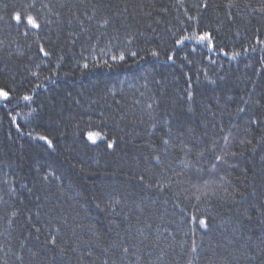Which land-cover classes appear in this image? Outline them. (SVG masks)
Wrapping results in <instances>:
<instances>
[{
    "label": "trees",
    "instance_id": "trees-1",
    "mask_svg": "<svg viewBox=\"0 0 264 264\" xmlns=\"http://www.w3.org/2000/svg\"><path fill=\"white\" fill-rule=\"evenodd\" d=\"M0 90V264H264V0H0Z\"/></svg>",
    "mask_w": 264,
    "mask_h": 264
},
{
    "label": "snow or ice",
    "instance_id": "snow-or-ice-1",
    "mask_svg": "<svg viewBox=\"0 0 264 264\" xmlns=\"http://www.w3.org/2000/svg\"><path fill=\"white\" fill-rule=\"evenodd\" d=\"M16 18H17L18 21L20 20L19 16H17ZM27 19H28V23L31 24L33 27H39V25L35 22V20L32 17H28ZM201 39H207V36L201 37ZM0 97H4L5 99H7L8 93L3 91V90H0ZM25 99H29V97H25ZM89 138L93 139V142H95L94 138L91 135H90ZM41 139H46V138L41 137ZM49 144H51L50 141H49ZM108 146L112 147L111 144H109ZM200 223H201L202 226L206 227L205 221L201 220ZM53 242H55V241H53Z\"/></svg>",
    "mask_w": 264,
    "mask_h": 264
},
{
    "label": "rangeland",
    "instance_id": "rangeland-1",
    "mask_svg": "<svg viewBox=\"0 0 264 264\" xmlns=\"http://www.w3.org/2000/svg\"><path fill=\"white\" fill-rule=\"evenodd\" d=\"M1 98H4V97H1ZM90 135L94 138L95 142H93V139H90ZM87 139L91 142V143H97V142H100L103 140V136L102 134H100L99 132H94V131H91V132H88L87 133ZM100 140V141H99Z\"/></svg>",
    "mask_w": 264,
    "mask_h": 264
}]
</instances>
